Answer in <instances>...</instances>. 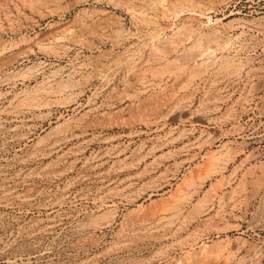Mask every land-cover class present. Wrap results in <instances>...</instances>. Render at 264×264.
Here are the masks:
<instances>
[{"label": "rangeland", "instance_id": "1", "mask_svg": "<svg viewBox=\"0 0 264 264\" xmlns=\"http://www.w3.org/2000/svg\"><path fill=\"white\" fill-rule=\"evenodd\" d=\"M0 264H264V0H0Z\"/></svg>", "mask_w": 264, "mask_h": 264}, {"label": "bare ground", "instance_id": "2", "mask_svg": "<svg viewBox=\"0 0 264 264\" xmlns=\"http://www.w3.org/2000/svg\"><path fill=\"white\" fill-rule=\"evenodd\" d=\"M212 51V50H211ZM213 52V51H212ZM210 53V52H209ZM133 69V68H132ZM150 75H152V74H150ZM139 76V75H138ZM156 76V75H155ZM142 77V76H141ZM143 77H145V76H143ZM146 78H148V76L146 77ZM140 78H138V80H139ZM142 79V78H141ZM140 81H142V83H147L148 81L144 78V80H140ZM148 84V83H147ZM143 86H144V84H143ZM14 106V105H13ZM24 106V105H23ZM26 106V105H25ZM34 106V105H33ZM22 107V106H21ZM18 108H20V106L18 107ZM18 108H16V106H15V109H14V111H17L18 110ZM32 109V108H31ZM12 111H13V109H11ZM23 110V109H22ZM4 112H7V111H4ZM11 114V113H10ZM16 114H18V113H16ZM71 138V137H70ZM59 141H60V139H59ZM239 155V154H238ZM207 156V155H206ZM209 157L208 158H211L209 161H211L212 159H214V158H216L215 156H213L212 155V157H210V155H208ZM220 156V155H219ZM234 158V157H233ZM216 160H217V158H216ZM192 161V160H191ZM211 162H213V160L211 161ZM223 163V162H222ZM215 165V164H214ZM217 165V164H216ZM220 167L221 166H223V165H219ZM220 167H218V168H216L214 171L215 172H218L220 169ZM225 167V166H224ZM211 171H212V168H211ZM210 172V171H209ZM236 172V171H235ZM210 174V173H209ZM213 174V173H212ZM209 176V175H208ZM191 181V180H190ZM190 181L189 180H185V181H183V186H190L191 187V185H192V183H190ZM231 183V182H230ZM217 186H215V184H213L212 185V187L215 189V191H214V189H212L215 193H218L219 192V190L220 189H222L223 188V186H224V184L223 183H221V181L218 183L217 182ZM203 185V184H202ZM185 186V187H186ZM198 186V185H197ZM227 186V185H226ZM189 187V188H190ZM247 189V188H246ZM245 189V190H246ZM234 190V189H233ZM193 192V191H192ZM182 193H184V192H181V194ZM188 194V193H187ZM189 195V194H188ZM187 195V196H188ZM214 195V194H213ZM180 196V195H179ZM186 196V197H187ZM206 198V197H205ZM176 199V198H175ZM190 198H179L178 197V200H175V203L173 202L172 203V205L169 207V209L167 210L165 207L163 208V209H165V210H167L170 214H158L157 215V217L155 218V220H157V222H164L165 224H168V225H172V223H173V217H174V215H176V214H178L180 211H182V209L184 208V206H185V204L186 203H190V201H191V199L189 200ZM165 204V203H164ZM170 205V204H169ZM162 209V208H161ZM164 211V210H163ZM161 212H162V210H161ZM161 212H159V213H161ZM164 212H166V211H164ZM167 213V212H166ZM151 216L152 215H154L153 213H151L150 214ZM176 217V216H175ZM153 220V219H152ZM151 220V221H152ZM148 222V221H147ZM150 222V221H149ZM95 223V222H94ZM100 223V222H99ZM144 223V222H143ZM101 224V223H100ZM150 225V224H149ZM152 225V224H151ZM95 226H98V224H95Z\"/></svg>", "mask_w": 264, "mask_h": 264}]
</instances>
